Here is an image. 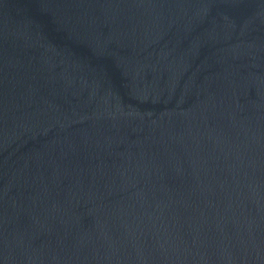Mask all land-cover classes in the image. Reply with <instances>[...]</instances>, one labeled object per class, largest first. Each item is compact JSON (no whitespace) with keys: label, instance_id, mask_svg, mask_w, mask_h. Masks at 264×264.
Masks as SVG:
<instances>
[{"label":"water","instance_id":"1","mask_svg":"<svg viewBox=\"0 0 264 264\" xmlns=\"http://www.w3.org/2000/svg\"><path fill=\"white\" fill-rule=\"evenodd\" d=\"M0 264H264V0H0Z\"/></svg>","mask_w":264,"mask_h":264}]
</instances>
